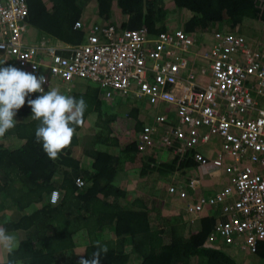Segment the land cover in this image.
<instances>
[{
  "label": "trees",
  "instance_id": "obj_1",
  "mask_svg": "<svg viewBox=\"0 0 264 264\" xmlns=\"http://www.w3.org/2000/svg\"><path fill=\"white\" fill-rule=\"evenodd\" d=\"M26 1L29 28L52 36L61 44L85 43L87 33L75 30L74 25L81 21L87 0L84 4L79 0ZM172 1L176 12L192 15L181 30L185 34L194 35L225 23L230 31L239 34L245 30L241 24L247 21L264 24V0ZM97 3L99 17L104 18L106 26L113 25L112 11L119 8L122 20L115 21L119 25L115 28L120 33L146 28L149 35L157 36L164 32L162 27L170 18L166 0ZM61 93L83 96L89 107L72 143L57 159H50L42 144L35 142L39 121L32 118L27 100L35 99L38 93L26 97L25 105L14 117L15 128L0 141V226L18 239V246L4 260L0 257V264H93L99 248L105 245L108 251L100 253L99 264H128L127 246L130 253L142 259L141 264H237L223 249L218 250L208 241L216 220L205 219L195 234L177 227V219L167 220L165 229L158 221L160 215H155L154 201L143 197L128 200V194L117 187L116 177L122 169L139 166L143 178L151 174L164 177L176 169L177 161L160 167L153 155L139 158L137 144L129 143L130 139L123 142L130 132H125V138L118 136L121 130L116 124L113 128L115 116L105 114L103 99H107V91L88 82L82 92ZM95 115L96 134L89 150L83 147L78 134ZM129 118L138 138L145 126L138 107L132 109ZM12 141L16 145L8 148L7 143ZM189 162L192 160H183L180 166L189 167ZM79 180L82 186H78ZM54 192L60 195L57 204L51 199ZM79 236L88 238L82 256L74 253L75 238ZM257 256L264 264V244Z\"/></svg>",
  "mask_w": 264,
  "mask_h": 264
},
{
  "label": "built area",
  "instance_id": "obj_2",
  "mask_svg": "<svg viewBox=\"0 0 264 264\" xmlns=\"http://www.w3.org/2000/svg\"><path fill=\"white\" fill-rule=\"evenodd\" d=\"M27 18L26 0L0 2V55L7 52L19 68L45 75V92L52 82L83 79L108 93L150 98L171 108L156 116L158 126L143 127L136 140L140 154L157 157L165 151L179 161L189 155L204 166L207 159L199 147L217 138L221 151L212 164L222 169L225 159L234 161L229 184L212 198L187 203L185 210L201 215L207 207L222 205V219L209 243L220 240L257 255L264 244V50H252L236 32L216 31L197 39L177 30L151 37L145 28L120 33L98 25L90 27L82 45L42 50L25 47ZM200 40L204 48L210 46L201 56L195 51ZM198 64L210 70L207 85L198 84L195 68L190 69ZM194 185L193 180L186 188L195 191ZM183 189L179 197L185 201Z\"/></svg>",
  "mask_w": 264,
  "mask_h": 264
},
{
  "label": "crops",
  "instance_id": "obj_3",
  "mask_svg": "<svg viewBox=\"0 0 264 264\" xmlns=\"http://www.w3.org/2000/svg\"><path fill=\"white\" fill-rule=\"evenodd\" d=\"M93 1H90V3L89 2L86 3V7L84 9L86 13L85 19H88V18L93 19L90 17L91 10L94 8L92 4ZM95 1L97 2V0ZM168 1L169 0H166V6L168 8L171 6L172 8L173 4L168 3ZM97 7H98V3H97ZM172 12H176V11L172 8L171 11L168 12V15L171 16ZM177 14L183 15L184 20L186 22L192 17V15L188 12L184 13V12L177 11L176 16ZM97 22H103V21L102 19L98 18ZM168 23H170V21H168ZM87 24L88 26L93 25L89 21H87ZM29 30H30V33L32 34V38L36 39V42L31 41L35 45L44 44L45 46H48V47L53 46L57 49L64 47V46H68V47L74 46V45H68V44H61L55 40L56 38L43 34L40 31H37L33 28H29ZM214 30L215 29L209 28L208 31H203V32L198 31L197 34H194L193 36H195L196 38L202 37L203 35L205 37H208V36L210 37L215 32ZM244 32L246 33L245 30ZM87 35L88 34H86V40H87ZM247 36H248V41L250 45L249 47L252 50H259V51L264 50V27L261 29V33L252 35V37L249 36L248 34ZM209 47L210 46L206 45V48H204V46L202 45V41L200 40L198 47L196 46L195 48V51L198 55L201 56ZM0 62H5L3 66H7V65L16 66V62L8 54L6 57L2 54L0 56ZM195 75H196V80L198 84L204 86L210 83L211 73L206 64H203V66H199V65L195 66ZM215 143L219 144L218 140ZM91 147L93 148V144ZM92 148H85V149L91 150ZM158 153L159 155L157 157L153 156L154 159L156 160L155 162L157 166L162 167L165 164L170 165L172 162H174V158L170 153L165 152V151L158 152ZM139 155H140L138 156L139 158L140 157L142 158L143 156H148L146 154H139ZM187 156H188V160H185V157H186L185 156L184 157L185 161L192 160L189 155ZM185 163L186 162H184V164ZM197 165L198 163L192 160V162H189V167L187 166L183 168L177 162L176 169L164 177L159 176L158 174H151L143 178L141 176V169L139 166H136L134 169L133 168L122 169L116 177L117 187L120 188L122 191H125L128 194V200L132 201L137 197H143L145 200H147L148 198V200L154 201L155 202L154 210L156 211L155 215L157 214L160 215V219L158 221L162 222L163 224L162 228H165V229L167 228V225H166L167 220L177 219L178 221L177 227L182 228L187 233L190 232V233L195 234L201 230L202 221H204L205 219L212 218L216 220V222L219 219H222V205H218L216 208L207 207L201 215H192V214H188L187 211L185 210L187 203H196L199 200V198L209 199V198L214 197L215 194L219 192L220 188H224L227 184H229L228 182L230 178V175L227 174L226 184H225V179L222 176L219 178H210L209 176H206L201 181H198L197 179H195L194 180L195 181V185H194L195 191L188 190L186 188V184L187 183L189 184L191 181H193V180H190L188 182V180L191 178L192 169L194 167H197ZM122 185H123V188L121 187ZM169 186L175 187L177 189L184 188L183 190L188 192V198L185 201L181 200L180 197L172 198L168 190ZM159 200L161 201L160 204L158 203ZM122 204L125 205L126 202L122 201ZM160 227H161V224H160ZM212 233L210 235H212ZM209 237H208V240H209ZM75 244H76V248L74 251L75 255L82 256L83 253L85 252V249L88 246V238L84 236L76 237ZM214 245H217V243L215 242ZM128 248L129 247L127 246L126 253L130 254V259H129L128 264H141L142 259L135 253H130L131 251H129ZM260 264H262V261H260Z\"/></svg>",
  "mask_w": 264,
  "mask_h": 264
},
{
  "label": "clouds",
  "instance_id": "obj_4",
  "mask_svg": "<svg viewBox=\"0 0 264 264\" xmlns=\"http://www.w3.org/2000/svg\"><path fill=\"white\" fill-rule=\"evenodd\" d=\"M3 1L4 0H0V2ZM77 23H81L82 27L78 28L76 25ZM77 23L74 25V29L85 33L88 32L90 27L95 25L108 27L105 24L100 23L88 26L87 22H85L82 17L81 21H78ZM110 26L115 27L114 25H109V27ZM214 31L233 32L228 30L220 31L218 29ZM239 34L247 37L244 32ZM30 36H32V34L30 33L29 26L27 25V31L23 36L25 47L40 46L42 50L54 48L53 46L48 47L44 44L35 45L30 41ZM150 36L157 37L158 35L153 36L150 34ZM200 38L201 37L197 39ZM2 54L5 57L7 56V52L1 53V55ZM41 54L44 53L42 52ZM59 54L63 53L59 51ZM10 57L16 62L14 56ZM4 64L5 62H0V141L3 140L7 132L15 128L17 120L14 119V117L17 116L18 110L25 105L26 97H29L32 93H40V95H38L35 99L27 100V103L32 111V118L39 121L34 132L35 142L38 144H42L44 152L50 159H57L61 152L64 149L68 148L72 143L74 135L76 134V128L83 123L85 112L89 107L88 102L84 99L83 96L77 98L75 96L62 94L61 91L67 86L73 87L77 80L83 79H77L69 84L52 82L49 89L45 92L44 87H42L48 82L45 75L41 74L39 77H37V75H35L33 72H28L23 70L22 68H19L17 62V67L14 65L3 66ZM198 65L201 66L202 64ZM192 68H195V65H190V69ZM85 81L87 83L90 82L88 80ZM64 90L66 91V88ZM144 125L146 126L149 124ZM149 126H158L156 120L154 125ZM159 128L161 129L162 126ZM137 139L138 138H135V143ZM174 161H177L179 164L182 162L177 158H174ZM53 194L59 193L54 192ZM17 246V236L15 234L9 233L5 227L0 226V249H3L8 253H12ZM107 251L108 248L106 245L101 246L99 248V251L96 253L97 259L93 262V264H99L98 258L100 253L103 252L106 254Z\"/></svg>",
  "mask_w": 264,
  "mask_h": 264
},
{
  "label": "rangeland",
  "instance_id": "obj_5",
  "mask_svg": "<svg viewBox=\"0 0 264 264\" xmlns=\"http://www.w3.org/2000/svg\"><path fill=\"white\" fill-rule=\"evenodd\" d=\"M44 1L49 2L50 0H44ZM79 1L80 3H83V4L86 2V0H79ZM90 1H93V0H87L86 3ZM115 3H117V0H115ZM168 3L173 4V1L169 0ZM92 4L94 8L91 10L90 17L93 19H89V18L85 19L86 18L85 11L82 13V19L85 22L89 21L91 24H97V23L104 24L103 22H97V19L100 18L99 8H97V2L94 0ZM171 9H172L171 6L169 8L167 7L166 12L168 13L169 11H171ZM112 13H113V16L111 19L113 21V25L116 27H119V25L115 22V21L122 20L119 8L116 6V8L113 9ZM168 16L170 17L169 18L170 23L166 22L165 25L162 27L164 32L170 33L176 29H180L184 31L186 21L184 20L183 15L177 14L176 16V12H172V15L171 16L168 15ZM102 19L104 20V18ZM241 25H242L241 29L244 27L246 31L245 33L242 29L241 33L244 32L246 35L248 34L251 37L252 35L261 33V29L264 27L263 23H259V25H257V22H254V21H247ZM246 27H248V29ZM211 28L215 30L218 29L220 31H225V30H229L230 26L229 24L225 23L223 25L212 26ZM29 39L32 42H36V39L32 38V36H30ZM87 85L88 83L85 80H77L76 83L73 85L74 86L73 88L71 86H67L65 88H66L67 94H72L74 91L82 92V89H86ZM62 91L65 92V90H62ZM104 97L107 98L106 100L103 99L104 106H105L104 110L106 112L105 114L114 115L115 122H114L113 128L115 129V124H116L118 130L119 129L121 130V132L120 131L117 132L118 136L125 138L127 136L125 132L127 133L130 132V135H128V138L124 139L123 142L125 140L128 141L130 139L129 143H132L135 140V135H137L135 133L136 132L135 124L129 118V115L131 114V111L133 108L138 107V109L140 110L141 121L149 125L155 124L156 115L165 114L171 110L169 106L159 104L155 101H152V99L150 98L134 99L131 96H129L128 98H125V97L118 95L114 91H111V93L104 94ZM96 120H97L96 115L90 117L86 121L82 130L78 134L79 137L81 138V144L83 145L84 148H92L91 146L93 144V140L96 134L95 129H94V124ZM216 141H217V138L213 137L212 142L208 146L199 147V152L203 154V156H205V158L207 159V165H204V166L197 165V167H194L192 169L191 178L188 180V182L190 180H195V179H197L198 181H201L206 176H209L210 178H219L222 176L225 179V184L227 183L226 175L228 174L227 173L228 168L233 165L234 161L230 159H225L224 166L222 169L213 167L212 161L217 156V154L221 151V147L219 144L215 143ZM13 142L14 141H12V143H7L8 148L16 145ZM156 151H159L158 147H156ZM121 187L123 188V185ZM168 190L172 198H176V197L179 198L180 189L169 186ZM221 190H223V188L219 189V191ZM51 199L53 200L54 204H57L60 200V195L53 194L51 196ZM158 203L160 204L161 201L159 200ZM216 243L217 245H215V248H217L218 250L223 249L222 251H224L226 255L232 258L237 264H260L261 260L257 255H251V254H247L246 252H241L239 251L237 247H228L226 245H223V243H221L220 240H217ZM7 253L8 252L1 249L0 257L1 259L3 258L2 260L5 259V256L7 255Z\"/></svg>",
  "mask_w": 264,
  "mask_h": 264
},
{
  "label": "bare ground",
  "instance_id": "obj_6",
  "mask_svg": "<svg viewBox=\"0 0 264 264\" xmlns=\"http://www.w3.org/2000/svg\"><path fill=\"white\" fill-rule=\"evenodd\" d=\"M86 43V42H85ZM84 44V43H83ZM78 45H82V44H78Z\"/></svg>",
  "mask_w": 264,
  "mask_h": 264
}]
</instances>
